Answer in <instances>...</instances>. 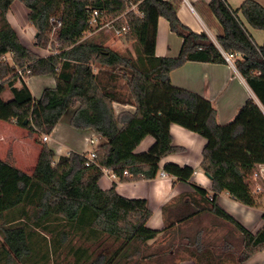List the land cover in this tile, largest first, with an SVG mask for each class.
<instances>
[{
	"label": "trees",
	"instance_id": "16d2710c",
	"mask_svg": "<svg viewBox=\"0 0 264 264\" xmlns=\"http://www.w3.org/2000/svg\"><path fill=\"white\" fill-rule=\"evenodd\" d=\"M13 1L0 0V121L26 129L30 135H49L66 112L74 109L70 127L91 130L102 141L94 148L99 167H85V153L55 157L46 144H42L31 174L0 159V220H23L28 216L24 209L33 208V225L43 232L51 223L61 221L72 228L89 229L95 236L122 240L124 246L133 242L169 243L152 258L157 264H178L177 256L184 247L181 243L178 249L175 247L174 225L167 224L163 230L148 228L151 212L145 199L125 198L116 192L114 184L109 189L100 186V168L116 177L126 171L133 180L153 179L161 159L181 151L173 145L169 133L170 125L176 124L206 140L200 168L211 180L213 195L205 199V190L193 187L204 197L208 211L240 233L241 261L264 251V225L252 234L217 203L221 192L249 207L257 206L264 196L253 193L250 180L255 166L264 164V44L257 46L244 25L264 32V6L245 0L233 10L226 0H210L208 9L223 32L217 37L218 48L206 34L194 33L179 21L175 2L17 0L27 9V21L35 29L34 46L45 49L49 45V54L38 56L23 45L6 18ZM133 4H137L136 12L129 11ZM94 10L101 13V18H118L117 26H129L125 37L137 45L135 59L101 43L83 40ZM159 17L166 19L170 30L182 39L176 58L155 56ZM50 18L61 21L52 38ZM221 51L241 55L235 69L262 106L251 99L246 101L225 125L216 123V112L209 101L173 86L169 78L170 72L185 62L226 64ZM8 55L10 59L6 60ZM33 76H50L55 86L44 88L34 99L24 81ZM118 79L124 80L126 94L118 89ZM114 104L129 105L134 110L115 113ZM146 137L153 138V144L147 151L135 153ZM162 170L180 181H189L193 174L191 167L172 163ZM261 186L264 188V184ZM19 209L18 216L7 218ZM261 219L264 221V213ZM0 231V261L22 264L34 249L26 226H0ZM202 256L200 253L197 259ZM112 259L103 257L93 264H119Z\"/></svg>",
	"mask_w": 264,
	"mask_h": 264
},
{
	"label": "crops",
	"instance_id": "0c3cea01",
	"mask_svg": "<svg viewBox=\"0 0 264 264\" xmlns=\"http://www.w3.org/2000/svg\"><path fill=\"white\" fill-rule=\"evenodd\" d=\"M177 3L179 21L192 32L204 33L219 48L217 37L222 35V28L208 9L210 0H164ZM234 1V0H232ZM238 7L245 0H235ZM255 1V0H254ZM231 0L226 4L231 8ZM232 9V8H231ZM243 20V19H242ZM249 33L259 31L260 42L264 44V32L251 29L245 22ZM182 39L173 33L169 23L163 17L157 20L155 56L158 58H176L181 49ZM48 50L46 55H48ZM45 55V56H46ZM44 56V55H41ZM240 59V58H237ZM236 59V60H237ZM235 60V61H236ZM173 86L196 93L209 101L215 110V121L219 125L231 122L240 108L248 100H253L261 109L262 106L245 80L237 70L228 64H211L202 62H185L172 70L169 75ZM34 99H38L44 88H53L52 77H29L24 79ZM115 113L133 111L129 105L115 104ZM73 113L70 109L60 119L49 136L50 141L44 143L42 137L30 135L26 129L14 124L4 123V131H0V159L10 163L17 169L31 174L42 148L46 144L55 157L69 152H88L87 135L95 134L91 130H75L70 127L69 119ZM8 124V125H7ZM172 143L181 151L166 155L159 163V171L153 179L133 180L130 176L111 178L103 175L100 180L102 189H109L113 184L116 192L129 199H145L151 212L146 226L153 230H163L173 224V242L184 247L177 256L178 264H264V251H260L248 260L241 261L242 237L232 226L218 219L207 210L204 197L196 193L193 186L205 190V199L213 195L211 180L200 168L202 150L206 140L176 124L169 127ZM96 135V134H95ZM97 136V135H96ZM98 137V143L101 138ZM151 137H146L136 148L135 153L147 151L153 144ZM64 151V152H63ZM172 163L180 167H191L193 174L189 181H180L174 176L161 177L165 164ZM104 183L101 184V183ZM218 205L248 232L257 233L264 221V196L257 201V206L249 207L235 201L226 192L217 195ZM179 222L182 217H187ZM166 240H169L166 238ZM190 253H192L190 255ZM202 253L201 260L197 259Z\"/></svg>",
	"mask_w": 264,
	"mask_h": 264
},
{
	"label": "rangeland",
	"instance_id": "374dc122",
	"mask_svg": "<svg viewBox=\"0 0 264 264\" xmlns=\"http://www.w3.org/2000/svg\"><path fill=\"white\" fill-rule=\"evenodd\" d=\"M255 1L261 6H264V0ZM231 2V8L236 10L238 8V5H235L236 1L231 0ZM27 13V9L16 0L12 2L6 18L25 47L38 56H45L47 50L49 53V45L45 49H39L34 46L35 29L28 23ZM110 19L111 18L109 17L102 18L100 23L105 24ZM250 33L255 42L259 43L260 32L250 30ZM83 40L101 43L103 46L131 59L137 57L138 50L137 45L134 42L128 41L126 37L117 38L111 31L106 29L97 32L90 37L84 36ZM6 58L9 60L10 56H6ZM24 79L26 80V78ZM117 85L118 89H120L123 94L127 93L124 86V80L118 79ZM5 98L6 95L4 96V99ZM113 106L115 107L116 105L114 104ZM3 125L4 123L0 122V131L6 129ZM44 135L45 134H40L38 137ZM87 136H89V138L92 137L93 140H95L94 145L87 146L89 152L98 144V137L95 134ZM101 184L104 185L103 182ZM20 210L21 209L7 215V218L10 219L12 217L11 215L18 216ZM24 210V213L28 216L23 220L13 223H5L4 219L0 220L1 227L25 225L27 231L31 234L34 249L33 252L24 259L22 264H93L95 261L98 259L101 260L103 257L108 260L113 258L112 260L118 261L119 264H157L152 256L158 255V251H164V248L169 244L156 242L144 245L133 242L124 246L122 240H117L102 234L95 236V234L89 232V229L81 230L76 227L72 228L69 224L61 221L58 223H51L49 225V230L43 232L41 228H36L33 225L34 209L27 207ZM2 245L3 236L0 231V246ZM117 252L119 253L116 255ZM0 264H3V262L0 261ZM17 264L21 263L18 262Z\"/></svg>",
	"mask_w": 264,
	"mask_h": 264
},
{
	"label": "built area",
	"instance_id": "2783aa9c",
	"mask_svg": "<svg viewBox=\"0 0 264 264\" xmlns=\"http://www.w3.org/2000/svg\"><path fill=\"white\" fill-rule=\"evenodd\" d=\"M136 6H137V4L131 5L129 11H135L136 12ZM100 16H101V13L99 11H96V10L92 11V13L90 15V22H89L90 28L85 33L84 36L90 37L93 34L106 29L108 31H111L117 38L125 37L126 33L129 30V26L128 25L123 24V25L117 26L116 25V21L118 20V18H111L107 23L101 24L100 22H101L102 18ZM49 22H50V25H51V34H50V36L52 38L55 35L56 31L60 28L61 21H60L59 18H50ZM221 54H222L226 64L231 66L233 69H235V60L237 58L241 59V55H239L237 53H225V52L221 51ZM6 60H8V59L6 58ZM17 74L20 77H23L21 70H18ZM42 141L44 143H48L50 141V136L49 135H44L42 137ZM86 143L88 145H94L95 144V140H93V138L90 137V138L86 139ZM95 158H96V156H95V150L94 149H92L89 152H86L85 153V159H86L85 167H93V166L99 167L98 164L95 161ZM100 170H101V172H102V174L104 176L108 175L111 178H116V175L114 173H112L111 171H109V170H107L105 168H100ZM123 175L124 176H128L129 174L126 171H124ZM160 176L161 177H166L167 174L164 173V172H161ZM250 180H251V183L254 186L253 193H255V194L264 193V188H262V186H261V184H264V164H259V165L255 166V170H254Z\"/></svg>",
	"mask_w": 264,
	"mask_h": 264
}]
</instances>
